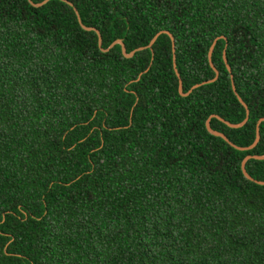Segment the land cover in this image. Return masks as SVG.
<instances>
[{"label":"trees","instance_id":"1","mask_svg":"<svg viewBox=\"0 0 264 264\" xmlns=\"http://www.w3.org/2000/svg\"><path fill=\"white\" fill-rule=\"evenodd\" d=\"M40 2L41 0H30ZM0 0V264H264V0ZM225 46L226 70L222 59ZM264 181V159L244 163Z\"/></svg>","mask_w":264,"mask_h":264},{"label":"water","instance_id":"2","mask_svg":"<svg viewBox=\"0 0 264 264\" xmlns=\"http://www.w3.org/2000/svg\"><path fill=\"white\" fill-rule=\"evenodd\" d=\"M28 1H29V3H30L31 5H33V6H39V5L43 4L44 2H46L47 0H41L40 2H34V3L31 2L30 0H28ZM61 1L67 3V4L70 5V6H72L71 2H69V1H67V0H61ZM72 9H73V11H74V14H75V16H76V20H77V22L79 23L80 27H81L82 29H84V30H92V31L95 32V34H96V39H97V46L100 48V42H101V40H100V35H99L98 30L95 29L94 27L84 26V25L80 22V19H79V16H78V13H77L76 9H75L73 6H72ZM161 33L166 34V35L169 37V40H170V47H171V61H172V62H171V65H172V68H173V71H174L175 75L177 76V91H178V93H179L180 95H182V96H183V95H186V94H188L193 88H196L197 86H199V85H201V84L210 83V82H212V81H214V80L216 79L218 72H217V70L215 69V67L213 66V64L211 63L210 55H211V52H212V49H213V46H214L216 40H218L219 38H223V39H225L223 36H216V37H214V38L212 39V41L210 42V44H209V46H208V50H207V61H208V64H209L210 68H211L212 71H213V77H212V78H209V79H206V80H202V81H200V82H198V83L193 84V85H192V86H191L186 92H182L181 80H180L179 75H178V72L176 71V68H175L174 39H173V36L171 35V33L168 32L167 30H159V31H156V32L152 35V37L150 38V40L148 41V43H147L145 46H138V47H136V48L130 50L129 52H126V51H125L124 45H123V43H122L119 39H115V40H113V41H112V42H111L106 48H100V50H102V51H106V50H108L110 47H112L114 44H118V45L120 46V52H121V54H122L124 57H131L135 51H138V50H141V49H144V48H150L151 44L154 42V40L156 39V37H157L159 34H161ZM225 46H226V43H224V47H223V49H222V59H223V62H224V64H225L226 70L229 72L230 69H229V66L226 64V59H225V55H224V54H225ZM229 78H230V85H231L232 92H233L234 95L236 96V99L238 100V102H239V103L243 106V108H244V117H243V119H242L239 123H230V122H228V121L223 120L221 117H219V116H217V115H215V114H211V115H209V116L205 119V121H204V126H205V129H206L209 133H211V134H213V135H215V136H219L220 138H222L224 141H226L230 146L234 147L235 149H237V150H247V149L252 148V147L255 145V143L257 142V140H258V138H259V134H258V123H259L260 121H264V117H260V118L257 120V122H256V124H255V136H254V139H253V141H252L249 145H247V146H237V145L233 144L232 142H230V141L227 139V137H226L223 133H221V132H219V131H216V130H212V129L210 128V126H209V118H210V117H215V118L219 119L220 121H223L227 126H229V127H233V128L241 126V125L246 121V119H247V114H248L247 106H246V104L241 100V98L236 94V92H235V88H234L233 83H232L231 74H229ZM249 158H254V159H264V154H262V155H255V154L250 155V154H247V155H245V156L241 159V161H240V170H241V172H242V175H243L245 178H247V179H249V180H251V181H253V182L257 183V184L264 185V181H263V180H256V179H253V178H251V176H249V175L247 174V172L245 171L244 163H245V161H246L247 159H249Z\"/></svg>","mask_w":264,"mask_h":264}]
</instances>
